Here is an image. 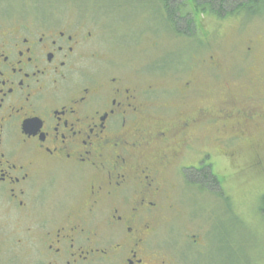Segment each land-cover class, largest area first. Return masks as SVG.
Listing matches in <instances>:
<instances>
[{
  "label": "flooded vegetation",
  "instance_id": "obj_1",
  "mask_svg": "<svg viewBox=\"0 0 264 264\" xmlns=\"http://www.w3.org/2000/svg\"><path fill=\"white\" fill-rule=\"evenodd\" d=\"M164 14L174 38L200 21ZM87 23L0 20V245L26 249V264H190L155 242L172 197H189L203 169L217 183L211 165L241 141L264 151L250 138L264 125V103L234 93L214 51L197 63L215 101L188 109L203 92L193 64L128 74L119 49ZM255 44L246 42L247 61ZM162 75L182 79L174 89L143 80ZM202 132L208 147L196 144ZM187 230L182 239L200 254L205 231Z\"/></svg>",
  "mask_w": 264,
  "mask_h": 264
},
{
  "label": "rangeland",
  "instance_id": "obj_2",
  "mask_svg": "<svg viewBox=\"0 0 264 264\" xmlns=\"http://www.w3.org/2000/svg\"><path fill=\"white\" fill-rule=\"evenodd\" d=\"M159 1L0 0V20L88 21L87 28L105 33L109 48L119 49L123 70L128 74L181 73L184 64L191 63L197 75L196 85L203 92L199 98L189 97L188 109L215 101L211 80L206 76L207 67L197 63L215 51L226 61L234 93H253L264 103V10L256 15L251 11L224 17L192 12V20H200L198 25L188 26L184 36L174 38L171 25L164 21ZM224 2L226 10L236 4L233 0ZM249 39L256 44L247 61L243 50ZM110 53L115 56L112 50ZM181 79L165 75L143 78L158 87L167 85L173 89ZM175 97L174 93L172 99ZM199 138L196 142L199 147L211 145L209 134L202 132ZM250 138L264 141V125L260 131L252 130ZM250 144L241 141L231 158L219 157L211 165L210 171L216 174L217 183L208 168L203 169L201 174L196 173L198 186L195 190L189 188V197L183 200L177 195L172 197L175 208L168 212L155 235L159 248L176 250L190 264H264V151L255 155ZM191 173L185 171L188 180L194 177ZM186 227L194 233L205 231L200 254L194 253L188 241L182 239L181 233L188 231ZM27 253L26 249L0 245V264H26Z\"/></svg>",
  "mask_w": 264,
  "mask_h": 264
},
{
  "label": "trees",
  "instance_id": "obj_3",
  "mask_svg": "<svg viewBox=\"0 0 264 264\" xmlns=\"http://www.w3.org/2000/svg\"><path fill=\"white\" fill-rule=\"evenodd\" d=\"M163 12L166 11L167 16L175 17L177 11H181L182 15L189 20L191 18V13L201 14L204 13L209 15H216L218 17L230 16V15H241L248 14L247 12L256 13L264 10V0H233L235 1V6L230 9H224L225 0H160ZM159 1V2H160ZM218 4H215V3ZM216 6H215V5ZM260 14V13H258Z\"/></svg>",
  "mask_w": 264,
  "mask_h": 264
}]
</instances>
